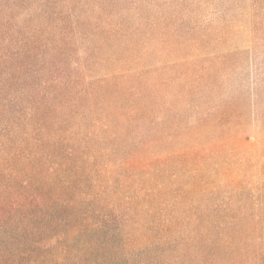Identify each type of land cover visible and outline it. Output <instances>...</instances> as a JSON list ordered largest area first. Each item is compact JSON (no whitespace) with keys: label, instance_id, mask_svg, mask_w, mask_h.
<instances>
[{"label":"rangeland","instance_id":"374dc122","mask_svg":"<svg viewBox=\"0 0 264 264\" xmlns=\"http://www.w3.org/2000/svg\"><path fill=\"white\" fill-rule=\"evenodd\" d=\"M40 218L52 264H264V0H0V251Z\"/></svg>","mask_w":264,"mask_h":264},{"label":"trees","instance_id":"16d2710c","mask_svg":"<svg viewBox=\"0 0 264 264\" xmlns=\"http://www.w3.org/2000/svg\"><path fill=\"white\" fill-rule=\"evenodd\" d=\"M41 218L38 220V225L43 224L41 228L35 226V232L29 231L25 228L20 237V244L18 248L11 249L9 251H0V264H43L51 263L53 254L45 250V244L42 240V235L46 231H54L51 226L45 225L46 222H41ZM52 221V219H50ZM35 221V220H34ZM31 220V222H34ZM34 223H37L36 221ZM0 240V246L2 245ZM52 264V263H51Z\"/></svg>","mask_w":264,"mask_h":264}]
</instances>
